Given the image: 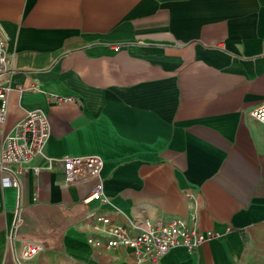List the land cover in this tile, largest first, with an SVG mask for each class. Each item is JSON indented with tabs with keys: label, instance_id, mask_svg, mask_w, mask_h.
<instances>
[{
	"label": "crops",
	"instance_id": "crops-1",
	"mask_svg": "<svg viewBox=\"0 0 264 264\" xmlns=\"http://www.w3.org/2000/svg\"><path fill=\"white\" fill-rule=\"evenodd\" d=\"M0 33L12 69L0 154L39 110L48 157L104 160L80 186L61 184V162L19 173L21 190L0 169V264L26 243L40 250L23 264H133L87 242L92 209L127 225L196 211L222 233L159 264H264V123L249 115L264 102V0H0ZM99 181L109 202L84 203Z\"/></svg>",
	"mask_w": 264,
	"mask_h": 264
},
{
	"label": "built area",
	"instance_id": "built-area-1",
	"mask_svg": "<svg viewBox=\"0 0 264 264\" xmlns=\"http://www.w3.org/2000/svg\"><path fill=\"white\" fill-rule=\"evenodd\" d=\"M8 63L7 39L0 33V124L6 121L8 113V88L1 82L2 75L12 70ZM55 99L68 101L74 98L57 96ZM249 115L264 123V102L254 106ZM50 134L49 117L39 110L29 111L14 130L6 134L0 154V169L8 173L2 177L4 186L18 185L19 173H39L44 168L53 170L57 162L63 166L61 184L64 186H80L101 179L104 160L98 154L48 157L45 148ZM39 158L46 160L45 166L36 163ZM37 196L38 192L35 193ZM189 196L193 197L192 194ZM94 200L100 204L109 202L100 181L83 198L86 204ZM88 217L94 223L87 242L101 250L125 247L131 252L133 264H159L176 247L184 246L194 251L205 241L222 236L220 232L201 230L197 225L196 211L189 218L172 217L167 221L147 219L145 222L132 221L130 225L113 222L109 215L95 209L90 210ZM39 250L38 244L26 243L17 261L23 264V259L32 257Z\"/></svg>",
	"mask_w": 264,
	"mask_h": 264
},
{
	"label": "water",
	"instance_id": "water-1",
	"mask_svg": "<svg viewBox=\"0 0 264 264\" xmlns=\"http://www.w3.org/2000/svg\"><path fill=\"white\" fill-rule=\"evenodd\" d=\"M18 186H19V189L21 190V185H20V183L18 184ZM15 255H16V251H15ZM16 258H17V255H16Z\"/></svg>",
	"mask_w": 264,
	"mask_h": 264
}]
</instances>
